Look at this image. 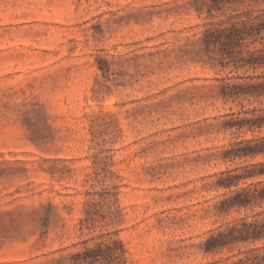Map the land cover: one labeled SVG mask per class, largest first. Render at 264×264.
I'll use <instances>...</instances> for the list:
<instances>
[{
    "label": "rangeland",
    "instance_id": "rangeland-1",
    "mask_svg": "<svg viewBox=\"0 0 264 264\" xmlns=\"http://www.w3.org/2000/svg\"><path fill=\"white\" fill-rule=\"evenodd\" d=\"M205 1L0 0V264H69L108 235L128 264H230L264 245L202 249L260 210L218 211L240 105L220 99L236 72L202 36L264 11L210 17Z\"/></svg>",
    "mask_w": 264,
    "mask_h": 264
},
{
    "label": "trees",
    "instance_id": "trees-1",
    "mask_svg": "<svg viewBox=\"0 0 264 264\" xmlns=\"http://www.w3.org/2000/svg\"><path fill=\"white\" fill-rule=\"evenodd\" d=\"M246 0H208L202 6L208 16L222 13L231 6L244 4ZM257 2L258 0H248ZM199 14L202 6L194 4ZM237 13L227 24L210 25L203 33L204 51L219 55L223 68L231 67L236 74L223 79L219 85L220 99L238 103L240 109L226 115L222 126L234 136L221 154V161L229 164L216 181L227 197L219 204L220 214L232 211L260 209L252 216L240 219L218 229L203 244L205 254H217L241 246L264 242V11ZM241 16V17H240ZM255 100L259 106L244 109L243 101ZM250 136L248 137L247 135ZM102 238V237H101ZM124 245L115 236L94 241L92 246L83 242V248L70 256L69 264H128ZM230 264H264V245L252 247L249 254Z\"/></svg>",
    "mask_w": 264,
    "mask_h": 264
}]
</instances>
